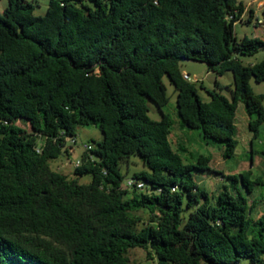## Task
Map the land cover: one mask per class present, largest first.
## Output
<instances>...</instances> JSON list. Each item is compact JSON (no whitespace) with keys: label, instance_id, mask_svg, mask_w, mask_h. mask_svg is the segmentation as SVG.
<instances>
[{"label":"trees","instance_id":"obj_1","mask_svg":"<svg viewBox=\"0 0 264 264\" xmlns=\"http://www.w3.org/2000/svg\"><path fill=\"white\" fill-rule=\"evenodd\" d=\"M245 9L239 0H49L37 15L33 3L8 0L0 14V264H130L136 248L158 264H264V214L254 218L250 202L264 178L224 176L232 188L211 197L196 175H224L212 158L185 161L170 141L172 118L149 115V102L169 103L168 77L182 127L222 148L225 160L239 146V104L252 142L259 136L264 95L251 81L264 82V61L241 58L264 40L237 39ZM184 61L218 77L231 72V98L216 82L200 86L205 101L184 78ZM91 126L103 139L82 153L75 178L53 170L50 162L73 149L68 139ZM132 157L144 166L131 177L143 190L123 187L121 163ZM84 176L91 183L80 184ZM141 210L153 217L137 231Z\"/></svg>","mask_w":264,"mask_h":264},{"label":"rangeland","instance_id":"obj_2","mask_svg":"<svg viewBox=\"0 0 264 264\" xmlns=\"http://www.w3.org/2000/svg\"><path fill=\"white\" fill-rule=\"evenodd\" d=\"M33 3L36 6L35 13L37 15H44L48 8L49 0H26ZM264 0H239L248 8H252L255 11V16L251 23H248L249 13H245L242 17V21L238 22L235 26V34L238 40H242L247 37L249 39L259 38L264 40V24L260 25L257 23L258 20H264V13L262 9L264 8V3L261 4L262 8H258V3ZM8 6V0H0V14L4 12ZM260 6V7H261ZM242 62L244 65H255L261 61H264V49L258 51L252 56L242 57ZM181 70L185 74H189L192 78V82L196 83L199 89V95L205 100L209 101V96L204 89L200 86L204 84L207 90H214L217 88L216 82L221 86V91L223 95L231 98V92L234 88V79L231 72H227L224 76L218 77L217 75L209 71L207 64L199 63L195 61H184L181 64ZM167 85V93L170 97L169 103L161 110L152 102H149L150 113L152 119L160 120L162 117L161 112L169 115L174 125L172 127V133L170 136V141L175 150L180 151V149H185L187 152H181L185 161H194L199 155H210L212 158V167L214 170L222 172L224 175L230 172L236 171L238 173L252 170L253 179L255 177L261 176L264 178V123L260 127L259 136L252 142V134L248 128L247 116L242 115V104H240L237 111V128L238 134L237 138L239 140V146L232 159L225 160L222 156L219 146L216 145H206L200 132L196 130H189L183 128L177 113L176 98L177 95L174 91V87L171 85L168 77L164 79ZM251 85L256 94L264 95V82L257 83L254 80L251 81ZM264 105V102H263ZM244 116V117H243ZM19 125L23 128L30 130V126L23 122H19ZM92 137V142L100 141L103 139L102 132L96 127H79L77 131V144L73 145L71 139L67 141V148L73 147L74 153L71 157L62 155L57 160L51 161L50 164L52 169L66 175L70 179H74V169L72 162H76L81 158L83 153L82 144L83 139ZM91 142V143H92ZM253 149V154L251 150ZM71 157V158H70ZM253 163V166L251 165ZM122 172L125 176L124 182L133 176L135 172H140L144 169L142 162L139 158L132 157L121 163ZM224 175H209V174H197V178L201 176H210L205 181L207 190L215 191L222 183L226 184L232 188V183L224 178ZM221 177L224 179L222 180ZM92 179L90 176H84L79 179L80 184H89ZM241 188V184H238ZM257 202H264V186L257 187L255 192ZM264 214V204L262 209L258 213H253L254 218H258L260 215ZM136 216L141 218L140 223L137 225V231L142 230L146 226L151 224L152 215L147 210H141L135 213ZM130 264H158V259L156 255L151 252V256L144 249L136 248L129 251ZM172 264V263H170ZM240 264H251L249 259H242Z\"/></svg>","mask_w":264,"mask_h":264},{"label":"crops","instance_id":"obj_3","mask_svg":"<svg viewBox=\"0 0 264 264\" xmlns=\"http://www.w3.org/2000/svg\"><path fill=\"white\" fill-rule=\"evenodd\" d=\"M262 3H264L263 1H260L259 3H258V8L259 9H261V4ZM249 6H246V9H245V13L247 12V13H249V16H250V14H251V11L253 12V14H254V16H255V11H253V9L252 8H248ZM262 12L264 13V8L262 9ZM244 13V14H245ZM244 16V15H243ZM184 74V73H183ZM185 74H187V73H185ZM239 106H240V104L238 105V109H239ZM238 109H237V111H238ZM242 111H243V113H242V115H246V113H245V111H244V107H243V105H242ZM247 116V115H246ZM244 117V116H243ZM247 122L249 123V118H248V116H247ZM238 129V128H237ZM91 140H93L92 139V137H89V138H87V139H83V142H92ZM219 150H221V152H222V156H223V149L222 148H219ZM187 152V151H186ZM73 153H74V149H70V152L68 153V155L70 156L71 154L73 155ZM72 155H71V157H72ZM208 156H210V155H208ZM70 157V158H71ZM213 161V160H212ZM212 161H211V164H210V166L212 167ZM213 168V167H212ZM241 173V172H240ZM240 173H238V172H236V171H233V172H230L229 174H225L224 176H229V175H238V174H240ZM207 178H210V176H201V178H197V182H198V184L199 185H201V186H203L206 190H207V188H206V186H204L205 185V181H206V179ZM221 179L223 180L224 178L223 177H221ZM204 184V185H203ZM224 185H227L226 184V182H224V183H222L221 184V186L220 187H218V189L217 190H215V191H209V190H207V192L210 194V196L211 197H215V196H217L218 195V193H219V191H220V189L224 186ZM255 192H256V190H255ZM255 192H254V195L253 196H250V198H251V200H250V202H251V205L253 206V213H258V211H260L261 209H262V206H263V204H264V202H262V201H259V202H257V198H256V196H255ZM261 215H263L262 213H261ZM260 215V216H261ZM259 216V217H260ZM258 217V218H259Z\"/></svg>","mask_w":264,"mask_h":264},{"label":"built area","instance_id":"obj_4","mask_svg":"<svg viewBox=\"0 0 264 264\" xmlns=\"http://www.w3.org/2000/svg\"><path fill=\"white\" fill-rule=\"evenodd\" d=\"M262 8V6H261ZM258 24L263 25L264 20H258ZM184 78L188 81H192V78L189 74H184ZM71 142L73 145L77 144L76 138L71 139ZM83 152L90 153L94 149V144L91 142H84L82 144ZM73 166L76 168L81 165V159L77 160L76 162H72ZM123 187L128 190H132L134 188H137L138 190H143L145 189L146 185L143 181H138L133 178H129L126 182H124Z\"/></svg>","mask_w":264,"mask_h":264}]
</instances>
